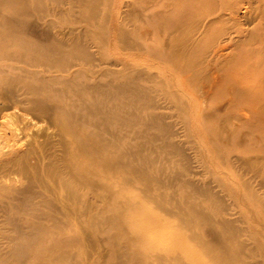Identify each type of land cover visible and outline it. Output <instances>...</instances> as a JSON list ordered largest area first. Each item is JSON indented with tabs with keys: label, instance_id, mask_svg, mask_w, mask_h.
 Wrapping results in <instances>:
<instances>
[{
	"label": "bare ground",
	"instance_id": "6f19581e",
	"mask_svg": "<svg viewBox=\"0 0 264 264\" xmlns=\"http://www.w3.org/2000/svg\"><path fill=\"white\" fill-rule=\"evenodd\" d=\"M140 1L132 0L126 4L128 9L122 10L116 0H51V5L43 0H0V8L8 6L10 9L0 18V59L19 58L30 67L34 66V69L19 67L23 73L11 80L17 81L15 86H0V118L7 116L5 111L23 109L35 115H32L34 121L36 117L37 121L51 122L50 127L57 128L56 132L49 129L53 133L46 129L35 133L36 139L32 131L28 134L31 136L25 133V137L34 138L30 143L22 136L21 126H30L23 118L27 123L23 122L16 130L22 131L20 135L29 142L28 147L22 149L19 145L20 149H14L12 146L9 152L6 145L5 151L3 147L0 149V188L4 186L1 179L5 173L19 174V171L25 179L22 186H11L12 192L0 204L6 205V219L0 224V235L7 242L6 245L0 242V264H30L26 259L31 253L40 256L45 250L60 252L57 264L70 262L73 257L66 252L77 245L78 239L59 238L60 234L68 233L72 218L67 212L70 201L73 205H84V212H87L92 210L91 198L82 197V189L87 186L90 189L93 183L95 189H103L105 198L112 192V185L92 181L76 186L74 174L61 172L57 162L63 161L66 167L70 162L67 147L79 149V154L73 156L75 162L100 163L107 171L118 166L121 172L131 175L125 177L127 185L135 186L134 181L139 182L148 199L165 213L176 214L216 263L252 264L244 257L255 249L239 239L241 229L226 216L229 214L226 204L213 184L210 181L202 183L195 177L199 171L194 169L182 141L177 139L181 136L174 128L177 120L169 122L166 119L181 114L184 125L190 121L191 124L208 125L205 120L225 116L226 123L219 127L221 132L228 128L229 134L221 136L218 142L228 146L242 145L246 133L242 134L241 129L250 124L246 112L254 108L264 110V0H156L161 3L155 10L140 8L137 5ZM51 12L61 15L60 24L43 21ZM151 16H156V27L148 22ZM140 20L149 26L138 24ZM155 32L156 47L149 42ZM21 33L41 41L24 38ZM108 35H112V41L122 48L155 52L159 72L154 82L160 96L154 99L153 87L139 82L145 79L147 71H127L111 66L119 63H111L106 54L103 56V47L99 45L105 43L106 49ZM10 39L15 42L10 43ZM95 44L96 50L93 49ZM55 71L68 75L62 87L52 86L48 81L57 80L58 75L49 74L47 80L44 74L40 75ZM32 74L37 75V81L22 82L23 77ZM81 76L87 80L78 79ZM148 76L153 80L154 75L148 73ZM167 80H170L168 84ZM224 91L232 94L226 103L215 106L208 103L216 92ZM143 109L153 111L143 112ZM12 114L10 111L9 115ZM21 117L24 116L21 114ZM47 122L44 124L48 125ZM44 124L39 126L46 127ZM31 129L34 132L35 129ZM4 133L1 137L8 138ZM261 140L259 149L264 148V137ZM57 144L64 150L60 159L54 154ZM148 149L155 154L156 151L176 154L180 166L161 163L156 168L158 158ZM252 149L239 152L230 149L229 156L220 158L230 167L240 164L244 172L262 176L256 183L264 186V154L253 155ZM40 163L43 169L45 164L53 167L48 169L47 166L42 172ZM168 167L177 169L175 178L162 176ZM32 169L38 172L31 173ZM86 170V175L91 174L90 168ZM46 175L53 181L49 182ZM174 181L184 184L188 191L185 198L176 199L174 193L165 191ZM245 184L247 187L256 185L252 180ZM60 187L66 188V196H60ZM200 196L218 202L217 216L199 207L203 201ZM62 205H66V211ZM94 218L92 213L90 226ZM90 230L91 227L85 226L84 232L88 234ZM54 235V242L49 243L48 238ZM235 240L237 244H233ZM123 255L126 257L124 252L118 254L114 264H128ZM31 264L43 263L36 258Z\"/></svg>",
	"mask_w": 264,
	"mask_h": 264
},
{
	"label": "rangeland",
	"instance_id": "374dc122",
	"mask_svg": "<svg viewBox=\"0 0 264 264\" xmlns=\"http://www.w3.org/2000/svg\"><path fill=\"white\" fill-rule=\"evenodd\" d=\"M43 1L51 5V0ZM131 1L132 0H116L118 7L122 6V10H125V8L128 9L126 4L130 3ZM160 3L161 1L156 0H141L137 3V5L140 8L144 7L146 9L150 8L155 10L156 6H158ZM9 11L10 9L8 6L6 9L0 8V18H2L3 14H8ZM59 16L61 15L51 12V14L47 15L43 21L47 20L48 23L49 21H54V24L56 22L60 24L58 21ZM148 22L150 24L152 23L156 27V16H151ZM137 23L143 24L144 26H149V24H145V21L140 20L137 21ZM82 24L83 23L81 22V25ZM42 25L43 23H41L39 27L40 30L41 27L43 28ZM112 35H108L110 40L106 41V49H104L105 43H99V45L102 46L104 50L103 56L106 54L107 59L111 63H113V61H117L119 63L118 65H111L114 69L123 68L127 71L132 69H141L147 71L145 79H141L139 82L145 86L153 87L151 94L153 95L154 99H156V96H160L161 93L156 91V83L154 82L156 80V74L159 72V65L156 63L155 52H140L122 48L120 45L112 41ZM20 36L24 38H31L36 41L40 40L26 33H21ZM150 38L151 39H149V42L153 43L156 47V32L152 33ZM8 41L10 43L15 42L11 39ZM15 47L18 48L16 45ZM96 47H98L97 44L93 46V49L96 50ZM19 49L21 50L23 48ZM3 54L5 55L6 53ZM29 60L30 59H28V61ZM29 65L30 64H27L24 60H19V58L13 59L7 57L3 60L0 59V86H15L17 81L11 80L16 75H21L23 73L20 71L21 68L19 67L34 69V66L30 67ZM38 68L41 69V67ZM148 73L154 75L153 80H151V78L148 76ZM43 74L46 77V80L49 79V74L58 75L60 77L57 78V80H48L50 81V84L55 87H62L64 84L63 81H65L64 79H68V75L61 73L60 71H55L53 73H41L40 75ZM36 76L37 75L34 74L25 76L22 78V82L30 80L35 82L37 81ZM167 77L168 76H166V79H168ZM107 78H110V76ZM78 79L82 81L87 80V78L82 76L78 77ZM101 80L104 81L103 79ZM169 81L167 80V84ZM89 82H92V80ZM222 93L216 92L210 99H208V103H211L212 106L226 103V100H229L228 98H230L229 96H232V94H229V92L225 91ZM73 97L75 99L79 98L77 96ZM56 101H59V97L56 98ZM64 109L66 111V108ZM22 110L23 109H20V111ZM148 110L153 111L152 109H143V112H147ZM10 111L11 114L13 113L11 116L9 115ZM18 111H5L7 118L5 116L3 117L6 120L3 117L0 118L1 132L4 133L3 131H5L6 135L8 136V138L6 137L7 140H5V135H3L4 137H1L2 133L0 132V141L3 142L4 140L2 144L0 143V149L3 147V151L7 149V152H9V150L13 149L11 148L12 146H15L14 149H20L18 148L19 145V147L22 146V149H24V147L27 148V145H29L28 143L30 141H34L36 136L35 133L44 129L48 130L49 132H51L50 130H57L55 126L50 127L51 124L49 123L51 122L48 123L45 121L48 123V125H46L41 119L40 121L38 120V122L37 119L39 118L36 117H34V121L33 116L35 115L32 113L30 115L29 111L23 110L22 112L24 113H21L20 111L19 113ZM262 111L259 108L251 109L248 112L245 111L249 114L248 117L250 118V124H246L245 127L241 129L242 134L246 133V137L242 140V145L230 144L228 146L218 142L221 136L225 137L229 134V132H227L228 128H226V131L221 132L219 127L221 123H226L224 121L225 116L215 117L210 119V121L205 120L206 124L208 125H196V123L191 124V121L190 124L187 122L185 123L186 125H184L182 121L185 120L183 118L184 115L181 116V114L180 117L174 115L171 116V118L166 119L169 122H175L177 120L174 128L181 134L180 138L177 139L182 141L185 152L190 157L194 169L199 171V174L195 177L202 183L210 181V183L213 184L216 192H218L222 198V201L224 204H226L227 212L229 213L228 215L226 213V216L231 218L234 225L241 229L239 239L243 240L246 244L255 249L254 252L248 251V254L244 257L245 260L252 264H264V186L258 185L256 183V180L260 181L262 176L255 177L251 173L244 172V170L241 169L240 164L239 167L236 166V168L230 167L226 164V160L220 157L228 155L230 149L234 150L235 152H239L249 149L250 147L253 148L251 151L253 155L264 154V148L259 149L262 143L261 138L264 137V110ZM82 112H85V110ZM21 114L24 117H21ZM28 114L30 117L33 115L32 118L29 119ZM60 114L61 116H65L62 114V112H60ZM23 118L29 121L26 123L30 126H32V123L37 121L36 123L42 122L40 124H44L46 127H48H40V124L35 125V123L32 127L24 125L26 127L25 128L24 126H21L26 124ZM31 119L33 120L30 121ZM20 126L22 129H24L22 130L24 132L21 130H16ZM37 126H39V130L35 132V130L38 129ZM31 128L35 129L34 132ZM19 131L20 133H18ZM31 131L34 138L25 137L30 134ZM150 131L156 130L150 129ZM20 134H22V136L24 135L25 140L27 139L29 142L27 143L23 139L24 137H22ZM238 135L239 133L236 134V137ZM37 138L39 139L41 136ZM42 139L44 140V137H42ZM11 140L13 142H11ZM5 145L8 148L4 149ZM60 147L61 145L59 144L54 147V150L56 151L54 154L57 155L55 158L58 159H60V156L64 151L60 150ZM65 150L69 153L67 157L70 162L68 160L69 164L66 167L64 162L60 161L57 162V166L60 168L61 172L75 175H73V181L75 182L76 186L79 183L87 184L89 181H92L101 183L103 185H112V192L109 194L108 198H105V192L103 189H95L93 187V183L90 186V189H87L89 186L82 189V197L85 195V197L91 198L92 210L89 211L88 209L87 212H84V205H73L70 201L71 205L70 208L67 209V212L72 214V218L68 224V233L63 235L60 234L59 238L73 237L78 240L76 241L77 245L70 247V251L66 252L73 257V260L64 264H114L118 259V254L123 252L126 255V257L123 255V258L128 264H218L210 258V256L206 253L205 248L190 235L191 233L187 229V225L181 223L178 218L175 217L177 216L176 214L169 215L165 213L157 204L148 199L144 192L140 189L141 184L139 182L134 181V183H136L135 186L127 185L125 177L131 175L121 172L122 169L118 166H115L114 170L107 171L100 163L91 164L86 160L75 162L73 156H77V154H79V149L76 147H67ZM148 151H150L153 155H156L158 158V162L155 164L156 168L157 166H161V163H165L168 166H180L177 164V162H180L178 161L179 157L176 154L169 155L165 152L158 151H156L155 154V152L150 149H148ZM41 164L42 163H40V168L43 166ZM47 166H49L48 169L53 167H51V164H45L44 169L42 168L40 171L43 172V170H46ZM87 168L92 170L91 174H85L88 171L86 170ZM35 170L38 172V169H32L31 173H35ZM231 170L233 171V175L231 174ZM237 171L242 172L243 175H239ZM17 172L19 174L16 172V174H14V171H12L2 175L1 180H3L4 186L0 188V204H2L1 202L7 197V195L10 194V192H12L11 186L20 187L25 182L23 174L19 171ZM176 174L177 169L168 167L162 173V176H173V178H175ZM45 177L49 179V182L53 181L52 177L49 175H46ZM248 180L254 181L256 184L255 187H247L245 183ZM45 182L48 181L45 180ZM165 191L168 194L174 193L176 199L181 196L185 198V194H188L184 184L182 182L179 183L175 181L173 185L165 188ZM59 192L60 196L62 197L67 195V190L65 187H60ZM200 197L203 199V201L199 203V207H203L204 209H207L212 215L217 216L218 202L214 199L204 198L202 196ZM65 206L66 205H62V209L65 210ZM5 207L6 205H0V224H2L4 219H6V214L4 212ZM91 211L95 214L94 224L92 226H90L89 220L92 214ZM85 226L91 227V230L88 234L84 232ZM83 236H86V238ZM89 237L94 240L91 241ZM54 239L55 235L49 237L48 242L52 243L54 242ZM0 242H3L4 245L7 244V242L4 241L2 235H0ZM236 242V240L233 241V244H237ZM40 253H42L40 256H34L36 253H31L30 257H28L26 261L31 264L37 258L43 264L59 263V251L45 250ZM73 261L75 263H73Z\"/></svg>",
	"mask_w": 264,
	"mask_h": 264
}]
</instances>
